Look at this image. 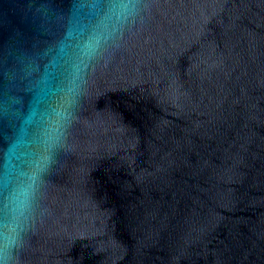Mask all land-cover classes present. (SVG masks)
<instances>
[{"label": "water", "instance_id": "water-1", "mask_svg": "<svg viewBox=\"0 0 264 264\" xmlns=\"http://www.w3.org/2000/svg\"><path fill=\"white\" fill-rule=\"evenodd\" d=\"M14 141L0 264H264V0H0Z\"/></svg>", "mask_w": 264, "mask_h": 264}, {"label": "clouds", "instance_id": "clouds-1", "mask_svg": "<svg viewBox=\"0 0 264 264\" xmlns=\"http://www.w3.org/2000/svg\"><path fill=\"white\" fill-rule=\"evenodd\" d=\"M17 147L18 144L14 141L7 148L0 150V170H3L14 157ZM28 195V185L24 182H18L10 188L8 198L13 207H19L26 202Z\"/></svg>", "mask_w": 264, "mask_h": 264}]
</instances>
